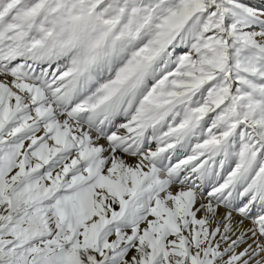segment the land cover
<instances>
[{
    "label": "snow or ice",
    "instance_id": "6c2138e0",
    "mask_svg": "<svg viewBox=\"0 0 264 264\" xmlns=\"http://www.w3.org/2000/svg\"><path fill=\"white\" fill-rule=\"evenodd\" d=\"M0 264H264V0H0Z\"/></svg>",
    "mask_w": 264,
    "mask_h": 264
}]
</instances>
